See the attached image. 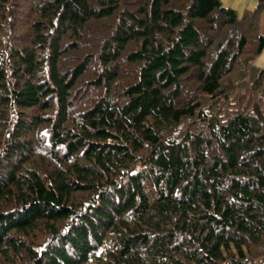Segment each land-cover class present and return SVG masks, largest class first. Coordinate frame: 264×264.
<instances>
[{
	"label": "trees",
	"instance_id": "obj_1",
	"mask_svg": "<svg viewBox=\"0 0 264 264\" xmlns=\"http://www.w3.org/2000/svg\"><path fill=\"white\" fill-rule=\"evenodd\" d=\"M264 0H0V264H264Z\"/></svg>",
	"mask_w": 264,
	"mask_h": 264
},
{
	"label": "crops",
	"instance_id": "obj_2",
	"mask_svg": "<svg viewBox=\"0 0 264 264\" xmlns=\"http://www.w3.org/2000/svg\"><path fill=\"white\" fill-rule=\"evenodd\" d=\"M225 7L234 9L241 17L246 11H252L256 8L258 0H220ZM262 31L264 33V20L262 24ZM258 67H264V50L255 61Z\"/></svg>",
	"mask_w": 264,
	"mask_h": 264
}]
</instances>
